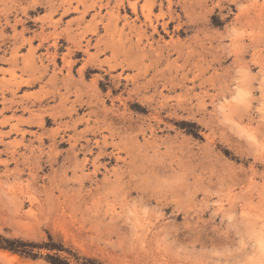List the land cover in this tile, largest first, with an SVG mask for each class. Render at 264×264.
<instances>
[{"label":"rangeland","instance_id":"1","mask_svg":"<svg viewBox=\"0 0 264 264\" xmlns=\"http://www.w3.org/2000/svg\"><path fill=\"white\" fill-rule=\"evenodd\" d=\"M240 4L0 0V236L38 255L0 264H264V166L214 115L264 88Z\"/></svg>","mask_w":264,"mask_h":264},{"label":"snow or ice","instance_id":"2","mask_svg":"<svg viewBox=\"0 0 264 264\" xmlns=\"http://www.w3.org/2000/svg\"><path fill=\"white\" fill-rule=\"evenodd\" d=\"M214 6L219 10L221 7H241V4L240 0H214ZM242 88L243 85H238L232 95L225 93L221 96L219 104L214 106V115L220 123L232 129L230 142L241 144L246 152L254 155L264 166V88L257 97H253L250 90ZM261 183H264V176ZM261 248L264 250V238Z\"/></svg>","mask_w":264,"mask_h":264},{"label":"trees","instance_id":"3","mask_svg":"<svg viewBox=\"0 0 264 264\" xmlns=\"http://www.w3.org/2000/svg\"><path fill=\"white\" fill-rule=\"evenodd\" d=\"M37 248L33 243H27L21 240H9L0 236V249L10 251L26 258L37 259L38 255L35 254L34 250ZM63 247H58L59 251H63ZM49 260L53 264H64L65 261L56 259L55 257H49ZM67 264H69L67 262Z\"/></svg>","mask_w":264,"mask_h":264},{"label":"bare ground","instance_id":"4","mask_svg":"<svg viewBox=\"0 0 264 264\" xmlns=\"http://www.w3.org/2000/svg\"><path fill=\"white\" fill-rule=\"evenodd\" d=\"M137 8V7H136ZM262 10V9H261ZM0 255H1V257H3L4 259H6L7 261H9V262H15L16 261V259H17V257L16 256H14V255H12V254H10V253H0Z\"/></svg>","mask_w":264,"mask_h":264}]
</instances>
